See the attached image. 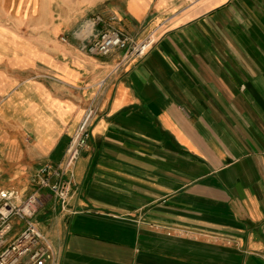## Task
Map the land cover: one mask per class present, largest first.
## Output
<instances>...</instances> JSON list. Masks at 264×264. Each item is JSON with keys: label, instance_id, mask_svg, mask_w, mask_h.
I'll return each mask as SVG.
<instances>
[{"label": "crops", "instance_id": "1", "mask_svg": "<svg viewBox=\"0 0 264 264\" xmlns=\"http://www.w3.org/2000/svg\"><path fill=\"white\" fill-rule=\"evenodd\" d=\"M125 3L102 16L157 40L116 71L72 32L0 54V189L31 192L92 105L68 205L34 216L56 264H264V0Z\"/></svg>", "mask_w": 264, "mask_h": 264}, {"label": "built area", "instance_id": "2", "mask_svg": "<svg viewBox=\"0 0 264 264\" xmlns=\"http://www.w3.org/2000/svg\"><path fill=\"white\" fill-rule=\"evenodd\" d=\"M112 20L113 17L105 19L100 14L92 15L73 35L82 39L83 47L90 54L108 55L113 50H122L120 60L113 66V71H116L142 59L156 42L157 34L154 30L150 31L137 41L113 26ZM61 40L66 39L61 37ZM93 116L94 107L89 105L71 135L61 161L38 167L32 179L33 189L25 197L19 199L14 191L0 189V264H56L52 246L34 216L42 189L54 195L62 209L68 205L71 195L70 171L81 149L87 144ZM16 225H20L19 230H16Z\"/></svg>", "mask_w": 264, "mask_h": 264}, {"label": "rangeland", "instance_id": "3", "mask_svg": "<svg viewBox=\"0 0 264 264\" xmlns=\"http://www.w3.org/2000/svg\"><path fill=\"white\" fill-rule=\"evenodd\" d=\"M125 2L126 0H0V54L13 52L10 46L16 45L17 41H47L48 35L54 30L73 33L92 15H102L113 7L126 4ZM2 183L0 181V186ZM46 193L47 190L42 189L41 198Z\"/></svg>", "mask_w": 264, "mask_h": 264}]
</instances>
